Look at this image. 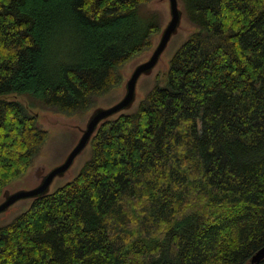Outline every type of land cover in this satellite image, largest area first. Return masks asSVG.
I'll return each instance as SVG.
<instances>
[{"label":"trees","instance_id":"16d2710c","mask_svg":"<svg viewBox=\"0 0 264 264\" xmlns=\"http://www.w3.org/2000/svg\"><path fill=\"white\" fill-rule=\"evenodd\" d=\"M151 1L0 0V197L47 138L34 109L89 114L152 48ZM180 1L195 30L165 84L0 225V264H250L264 245V0Z\"/></svg>","mask_w":264,"mask_h":264},{"label":"rangeland","instance_id":"374dc122","mask_svg":"<svg viewBox=\"0 0 264 264\" xmlns=\"http://www.w3.org/2000/svg\"><path fill=\"white\" fill-rule=\"evenodd\" d=\"M149 6L150 8L162 13V26H164L170 19L169 0H153ZM194 30V25L191 24L185 16H183L179 32L176 37L172 39L168 48L163 53L160 64L156 67V69H154L151 75L146 77L143 76V78L140 79L137 87L139 98L144 96L145 93L152 87L155 81V76L159 77L161 74V84H165L171 56L180 44L187 38V36ZM158 39V36L154 38V45ZM150 52L151 49L143 51L129 60L121 70L123 75L122 83L109 93L98 97L95 107H109L116 103L124 93V83L128 76L131 74L136 65L145 61L149 57ZM10 98L19 100L20 102H24L26 100L25 96L18 94H12ZM139 98L137 99V102ZM33 111L38 115L37 122L39 126L45 129L48 132V135L40 154L34 159L28 171L24 175L19 176L9 186L14 192L33 188L37 181V179L35 181V171H42V173L49 172L66 158L72 147L79 139L81 131L84 128L89 116V114L66 115L42 109H34ZM89 156L90 146H87L85 150L76 158L71 169L64 176L57 177L54 180L51 186V191L70 181L79 172ZM30 203V199H25L14 204L7 212L0 215V225L11 221L17 214L25 210Z\"/></svg>","mask_w":264,"mask_h":264},{"label":"water","instance_id":"95a60500","mask_svg":"<svg viewBox=\"0 0 264 264\" xmlns=\"http://www.w3.org/2000/svg\"><path fill=\"white\" fill-rule=\"evenodd\" d=\"M180 2V0H169L170 19L164 26H162L160 33L157 35L159 39L156 41L155 45L153 40V46L151 48L149 57L145 61L136 65L131 74L128 76L124 83V93L122 97L109 107H94L91 110L87 122L81 131L79 139L72 147L66 158L59 165L52 168L49 172L42 173V171H35V181L36 179L37 181L33 188L14 192L9 187L13 182L8 184L3 189V193L0 197V215L7 212L10 207L21 200L30 199L32 202L34 198L52 192L51 186L54 180L57 177L64 176L71 169L76 158L85 150L87 146H90L91 139L99 125L104 120L115 116L118 113L132 110L135 103L137 102V99L139 98L137 87L140 79L143 78V76L146 77L153 73L154 69H156V67L162 61L163 53L168 48L172 39L175 38L179 32L183 16H185L183 8H181L182 3ZM263 259L264 245L253 254L250 264H256Z\"/></svg>","mask_w":264,"mask_h":264}]
</instances>
